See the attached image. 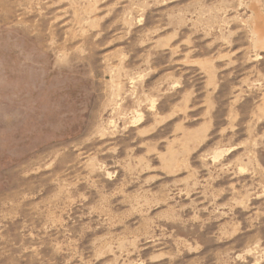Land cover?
Returning <instances> with one entry per match:
<instances>
[{"label":"rangeland","instance_id":"rangeland-1","mask_svg":"<svg viewBox=\"0 0 264 264\" xmlns=\"http://www.w3.org/2000/svg\"><path fill=\"white\" fill-rule=\"evenodd\" d=\"M264 0H0V264H264Z\"/></svg>","mask_w":264,"mask_h":264},{"label":"bare ground","instance_id":"bare-ground-1","mask_svg":"<svg viewBox=\"0 0 264 264\" xmlns=\"http://www.w3.org/2000/svg\"><path fill=\"white\" fill-rule=\"evenodd\" d=\"M251 34L255 37V45L264 49V16L257 13V18L248 22Z\"/></svg>","mask_w":264,"mask_h":264}]
</instances>
